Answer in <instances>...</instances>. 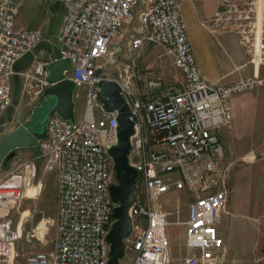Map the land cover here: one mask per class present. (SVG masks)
<instances>
[{
	"label": "built area",
	"instance_id": "1",
	"mask_svg": "<svg viewBox=\"0 0 264 264\" xmlns=\"http://www.w3.org/2000/svg\"><path fill=\"white\" fill-rule=\"evenodd\" d=\"M26 0H0V119L13 101L16 62L39 43L46 47L27 71L19 73L28 104L37 103L52 86L49 52L52 41L41 30L19 29L16 20ZM65 16L56 44L60 59L71 69L63 80L86 89L82 119L70 121L58 115L47 123V136L38 143L45 174L56 176V241L51 251L22 255L8 214L27 198L38 175L34 162L21 163L17 171L0 179V264H108L107 236L119 206L110 196L117 184L110 149L117 145L118 111L106 112L98 95L99 83L115 81L131 113L136 117L131 137L130 165L138 172L130 209L131 233L124 239L133 264H173L169 228L185 226L189 253L179 264H225L226 246L221 234L230 180L236 167L224 164L220 139L233 122V100L238 94L264 87V0H221L220 9L202 26L212 33L235 34L251 56L255 72L225 84L203 78L197 63L182 7L185 0H62ZM127 38L132 56L113 60L117 77L101 73L102 61L114 56L116 40ZM150 45H162L180 73L179 90L163 89V77L145 75L137 62ZM96 111L100 115L97 117ZM186 191L192 201L183 221L171 222L161 207L162 198Z\"/></svg>",
	"mask_w": 264,
	"mask_h": 264
},
{
	"label": "rangeland",
	"instance_id": "2",
	"mask_svg": "<svg viewBox=\"0 0 264 264\" xmlns=\"http://www.w3.org/2000/svg\"><path fill=\"white\" fill-rule=\"evenodd\" d=\"M59 23L60 20L52 24L51 30L55 32ZM191 42L198 61L200 50L197 42H193L192 40ZM126 43L127 38L116 40V45L112 47V51L115 54L112 59L109 56L102 61L104 70H101V73L117 77L119 71L115 64H111L112 61L116 60L120 62L121 58L119 56L121 54L126 57H133V54L126 48ZM214 52L216 60L219 62V67L221 65L224 66L225 60L219 58L222 52L218 50ZM137 62L144 69L146 76L153 77L155 73L162 75L164 90L176 91L180 89L182 77L174 68L173 59L167 54L164 46L150 45L145 53L140 58H137ZM261 72L264 74V70H261ZM78 92L79 98L76 99L77 119L85 110L87 100L85 88L79 89ZM234 98L237 100L235 108L238 112L239 126L245 133L239 144L244 148V151H242V155L237 161V170H245L247 177L246 186L242 190V193L239 192V196L238 190L232 184L233 194L231 195L230 192L231 197L229 196L227 207L221 218L220 227L227 250L225 264H264V87L238 94ZM55 104L56 99L49 97L41 105L35 107L30 117L31 127L37 129L39 125L40 128L38 129L42 132L49 113ZM96 114L100 118L98 111H96ZM235 145L238 146L237 144ZM37 178L40 182L37 180L35 186H37V183H41V191L48 193L46 205L39 209L40 207H37L34 201V193H31V198L27 196L22 202L18 203L8 214V218L12 220V229L15 231L16 225L22 215L24 217L32 214L29 216L30 218L37 213H40L39 217H45L49 214L55 215L56 213V180L54 175L38 172ZM137 182L141 187L140 191H142V179L139 177ZM189 202L183 194L172 192L162 198L160 205L165 211L172 213L171 217L176 223L178 219L183 221L186 218L187 204ZM30 205L31 207L27 209ZM239 210L243 213L238 214ZM170 233L172 241L175 240L181 243V236L185 234V226L183 224L174 225L170 228ZM231 235H233V240L230 239ZM178 258L179 261L183 258L181 253ZM17 263L16 261L15 264ZM121 264H133V254L128 251L125 252L124 257L121 259Z\"/></svg>",
	"mask_w": 264,
	"mask_h": 264
},
{
	"label": "crops",
	"instance_id": "3",
	"mask_svg": "<svg viewBox=\"0 0 264 264\" xmlns=\"http://www.w3.org/2000/svg\"><path fill=\"white\" fill-rule=\"evenodd\" d=\"M220 3L221 0H185L182 7L183 19L186 23L190 39L193 42L194 41L197 42L198 48L200 50L199 60L197 61V63L202 71L203 78L206 81L214 84L229 83L238 78L250 76L256 71L254 66L250 62L251 56L246 53L244 47L240 44L239 39L235 34L230 32H219L215 34L205 29L202 26L203 22L211 18L220 9ZM64 16H65V8L62 1H58L54 5H52L51 0H26L24 6L21 8V11L17 17L16 27L19 29L41 30L45 38L52 41L51 45L49 46V52L54 54L53 46L57 45L56 37L62 26ZM59 20L60 23L57 30L55 32L52 31L51 30L52 24H55ZM215 50L222 52V55L219 58L225 60V64L224 62H222L224 66L221 65V67H219L218 65L219 62L218 60H216L215 57L216 56L214 52ZM31 66L29 68H31ZM261 70H264V66L262 68L261 67L259 68L260 73ZM13 98H14V81H13ZM45 99L47 98L44 95L37 103L28 104V98L22 92V81H21V92L18 101L15 105V109L13 111V119L10 123L6 124V132L4 135H1L0 141L6 135L16 130L20 125L29 127L34 132L42 133L43 131L41 132V130L38 129L40 128L39 125L37 126V129L31 127L30 117L35 107L41 105ZM75 103L77 105L76 98H75ZM236 103L237 100L236 99L233 100V122L230 127L222 130L220 139L224 149V164L227 165L228 163L231 162H234L236 164V167L233 170L232 178L230 180V189L232 195L233 194L232 184L233 187L235 185V188L238 190L237 193L239 196L240 195L239 192L242 193V190L246 186L247 172L245 170H237L238 167L237 161L241 157L242 151H244V148H242L239 144L241 138L245 136L244 135L245 133L244 130L243 129L241 130L240 129L241 127L239 126L238 117H237L238 112L236 111L235 108ZM76 112L77 111L75 108V115ZM84 114H85V110L80 114V117L78 119L76 118V120L82 119ZM51 117L48 116L46 120V124L44 128L45 130L47 128L48 120ZM235 144H237L238 146H236ZM28 161L34 162L37 167V171L40 172L41 174H44L42 173L44 172L43 171L44 161L39 155L38 146L29 147V148H19L16 149L15 158L11 160L7 166L0 165V179L7 177L10 173L14 171H17L21 166V163ZM48 174H53L56 180V176L54 173H48ZM37 177L36 180L32 182L33 183L32 193L35 194V196L33 197H35L34 201L36 202L37 207H40L39 209H41L42 206L46 205V200L48 199V193H44L41 191L40 189L42 187L41 183L39 184L37 183V186H35L37 180L40 182V180ZM36 188H37V192H36ZM179 193L183 194V196L190 201L187 204L188 207L192 201L191 195L186 191H181ZM56 203H57V193H56ZM30 207L31 205L27 209H29ZM164 212L168 215V218L171 222H175L171 217L172 214L171 212L165 210ZM237 213L241 214L243 212L239 210ZM56 214H57V205H56L55 215L49 214L48 216L45 217H39L40 213H37L36 215H33L30 218L29 216L32 214L24 217L22 215V217L20 218V220L16 225V231L18 232L19 235V239L16 243V248L20 253H22V255L39 250L51 251L55 248ZM37 215L38 217H36ZM187 216H188V210L186 212V218ZM170 228H169V234L171 236ZM221 234H222V230H221ZM181 237H182L181 243H178L175 240L172 241L171 261L173 264H179L182 261V259L189 253L188 249L185 246V234ZM230 239L233 240V235H231ZM180 253L182 254L183 257L181 261H179L178 258ZM17 262H18L17 264H26L24 258H19Z\"/></svg>",
	"mask_w": 264,
	"mask_h": 264
},
{
	"label": "water",
	"instance_id": "4",
	"mask_svg": "<svg viewBox=\"0 0 264 264\" xmlns=\"http://www.w3.org/2000/svg\"><path fill=\"white\" fill-rule=\"evenodd\" d=\"M62 0H51V4ZM46 47L44 42L39 43L31 52L19 59L15 66L14 98L12 105L7 109L5 117L0 119V136L6 132V124L13 119V111L21 92V78L19 73L27 70L34 62L39 51ZM56 61L49 67L48 81L52 84L45 90V97H54L56 104L52 107L49 116L58 115L65 120L75 121L76 103L74 99L75 85L69 80H63L65 71L71 69L69 60L60 59L59 46H53ZM101 91L98 95L106 112L118 111V143L110 149V155L115 163L117 184L110 187V196L119 206L113 210L115 222L107 236L110 243L108 264H121L125 254L124 239L131 233L130 209L134 204L133 192L136 188L138 172L130 165L131 137L135 134L136 117L131 113L125 99L120 94V87L115 81L102 80L99 83ZM47 132H34L31 128L20 125L16 130L6 135L0 141V165L7 166L16 156V149L37 147L40 140L45 139Z\"/></svg>",
	"mask_w": 264,
	"mask_h": 264
},
{
	"label": "bare ground",
	"instance_id": "5",
	"mask_svg": "<svg viewBox=\"0 0 264 264\" xmlns=\"http://www.w3.org/2000/svg\"><path fill=\"white\" fill-rule=\"evenodd\" d=\"M32 184H33V183H32ZM32 184H31V186L29 187V190H27V196H28L29 198H31Z\"/></svg>",
	"mask_w": 264,
	"mask_h": 264
}]
</instances>
